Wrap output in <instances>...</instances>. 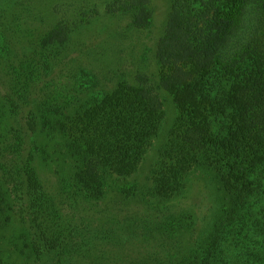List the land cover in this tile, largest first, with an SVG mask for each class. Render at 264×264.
Returning a JSON list of instances; mask_svg holds the SVG:
<instances>
[{
	"label": "rangeland",
	"instance_id": "374dc122",
	"mask_svg": "<svg viewBox=\"0 0 264 264\" xmlns=\"http://www.w3.org/2000/svg\"><path fill=\"white\" fill-rule=\"evenodd\" d=\"M119 4L0 0V264H201L208 256L246 264L249 251L264 255V223L248 211L252 203L235 204L216 169L196 167L173 197L157 193L178 117L164 90L156 92L164 116L133 174L106 164L101 184L80 174L79 146L113 129L107 120L116 113L105 109L131 88L155 94L170 0H152L148 28ZM114 108L127 112L128 104ZM146 115L127 116L137 135Z\"/></svg>",
	"mask_w": 264,
	"mask_h": 264
},
{
	"label": "trees",
	"instance_id": "16d2710c",
	"mask_svg": "<svg viewBox=\"0 0 264 264\" xmlns=\"http://www.w3.org/2000/svg\"><path fill=\"white\" fill-rule=\"evenodd\" d=\"M119 1L118 11L132 12L136 27L151 25L152 0H113ZM143 15H148L147 22ZM155 59L159 74L155 94L152 89L131 88L125 100L116 98L120 102L105 109L116 113L107 120L113 129L106 127L95 144L79 146L84 162L80 174L93 175L98 184L103 181L100 164L122 177L133 174L164 116L157 94L164 90L178 117L156 170L157 193L173 197L196 167L216 169L235 204L252 203L248 211L254 209L264 223V0H170ZM134 92L142 99L139 105ZM124 101L127 112L119 108L123 111L117 113L114 106ZM134 106L147 114L143 121L147 127L142 124L138 135L132 119L126 120ZM258 233L248 234L254 238L252 246L259 245ZM248 258L246 264H264V255L256 252L249 251ZM201 264L215 261L208 256Z\"/></svg>",
	"mask_w": 264,
	"mask_h": 264
}]
</instances>
